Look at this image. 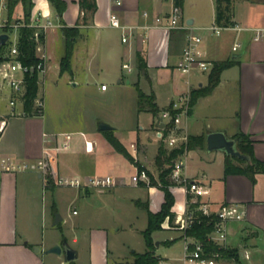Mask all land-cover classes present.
Returning a JSON list of instances; mask_svg holds the SVG:
<instances>
[{
  "label": "crops",
  "instance_id": "1",
  "mask_svg": "<svg viewBox=\"0 0 264 264\" xmlns=\"http://www.w3.org/2000/svg\"><path fill=\"white\" fill-rule=\"evenodd\" d=\"M33 1L35 7L32 18L40 17L41 23L51 22V27L44 30L41 43L37 45V56L44 58L46 63L44 85L50 72L57 69L61 78L67 77L69 84L83 88L91 100H102L101 103L109 108L116 104L119 109L118 112L114 110L103 115L96 114L87 126L61 130L49 128L47 121L42 118L45 115H22L25 107L19 102L16 115L8 118L7 128L0 134V157L11 155L32 163L47 159L49 175H52L55 186L47 189L45 176L33 170L0 176V264H52L54 258L60 260L61 264L66 262L61 259L64 253H48L52 247L61 245L57 237H50L46 233L45 223L49 220L50 208L53 213L50 226L62 229L63 225L68 224L76 233L73 244L78 245L83 240L89 242L90 264H108L111 251L106 224H93L97 220L85 217L70 225L69 218L62 216L55 225L59 210L57 201L49 204L41 198L45 190L56 191L58 187H67L58 185L55 179L78 178L84 182L96 177L115 179L116 185L111 188L68 187L77 189L74 200H80L84 208L89 205L92 207L94 203L96 205L93 207L98 208L96 201L99 199L108 205L110 198L115 196V189L131 187L143 189L137 195V205L149 203L151 211L156 213L161 210L165 202L164 192L158 187L148 186L144 181H135L137 167L115 150L104 134L106 131L99 130V124L105 122L115 127V130H111L115 137L148 173L159 179L156 157L161 145L158 137V130L162 128L160 119L165 125L163 113L181 97L191 98L192 91L209 84L208 72L207 80H204L195 74L199 71L183 74L177 69L189 32L203 37L204 49L212 61L235 60L236 63L224 70L219 86L211 95L200 98L192 112L190 106L185 122H182L185 114L181 116L178 122L180 132L189 136L223 131L230 137L244 133L254 141L256 158L264 161V41L254 40V30L264 29V0H232V25L219 35L211 30L216 24L217 0H185L181 8L182 22L190 29L153 28L147 32L139 28L131 44H124L122 30L110 25L112 14L116 13L125 26H143L152 23L155 17H168L175 7V0H124L121 7L115 6L114 0H95L97 9L93 14H88L86 24L83 22L85 13L80 0H62L66 8L61 17L51 0ZM144 13H148L149 18ZM23 14V8L19 5L17 20L23 21ZM67 27H76L79 32L75 40L72 72L61 74V61L66 54L64 28ZM19 37L15 40H19ZM236 44L240 45L238 51L233 50ZM138 55L143 60L142 71L138 65ZM127 60L133 66L130 73L123 68ZM103 84L108 85L107 90H102ZM138 88L146 94L155 95L159 116L149 111H139ZM134 90L137 92L136 101L132 100L129 111L132 113L127 116L124 111L129 106L125 95ZM220 100L223 105H231V114L225 109L222 111L235 121L234 128L228 130L226 126H220L212 130L213 126L209 123L208 132H192L198 121L192 122L189 117L196 115L203 104L213 106ZM120 106L123 108L120 109ZM9 113L7 99L1 100L0 118ZM212 117H220L219 111ZM130 119L133 124L128 123ZM87 142L93 143V151L87 150ZM46 148L59 150L47 151ZM192 155L199 158L202 168L194 174L185 168L184 175L189 179H198L209 187V195L203 197V201L210 205L211 210L216 211L225 204H238L246 211L243 222L231 225L229 237L230 243H234L236 238L239 240L241 264H264V173L257 174L255 181L245 175H226V155L209 152L207 147L187 153L186 162L193 158ZM141 182L146 186L141 185ZM171 191L176 197L173 211L176 219H179L187 210L188 196L180 186H172ZM96 194L98 197L94 199ZM94 210L98 212V209ZM73 214L78 216L79 212L74 210ZM40 225L42 233L39 235ZM178 230L169 229L168 222L164 224V231ZM178 234L164 241H184L185 253L186 239L182 233ZM64 241L70 243L67 236ZM157 242L160 244L157 254L162 258L161 264H166L169 258L159 254L164 243L160 240ZM36 248L40 250L36 251ZM74 250L79 258L83 251ZM183 257L179 259L180 263Z\"/></svg>",
  "mask_w": 264,
  "mask_h": 264
},
{
  "label": "built area",
  "instance_id": "2",
  "mask_svg": "<svg viewBox=\"0 0 264 264\" xmlns=\"http://www.w3.org/2000/svg\"><path fill=\"white\" fill-rule=\"evenodd\" d=\"M124 0H114V4L117 7H121ZM8 0H0V29L2 34L9 35V39L3 50H0V101L6 100L10 106V113L6 116L3 115L0 118V134H2L8 125V118L16 115V108L19 102L25 107V95L27 93V74L31 71H38V82L40 90L42 84L45 83L46 77V63L44 58L40 61L37 67H29L23 64L20 60L19 40L11 42V35L15 31L27 24L23 21L11 22L8 18ZM146 18H149L148 13H144ZM183 14L180 7L175 6L171 14L166 16L155 17L152 23H146L143 26H125L121 23L120 18L116 13L111 16L110 25L113 28L122 30V42L124 44H131L135 31L139 28L145 29L147 32L153 28H162L167 30H176L189 28L188 25H184L182 22ZM27 26L35 29L34 39L39 45L41 43V36L44 30L51 27V22L46 21L41 23L40 17L31 19V23ZM230 27V26H228ZM227 27L214 24L211 30L216 34H220L223 29ZM190 29V28H189ZM254 40L264 41V29L254 30ZM203 37L189 32L187 35L186 46L181 55L180 61L177 65V69L183 74H190L193 71H199L202 73H211L214 69L216 62L208 58L207 53L203 46ZM1 45V44H0ZM240 45L236 44L233 48L234 51H238ZM123 68L127 72L133 71L131 61L127 60L123 64ZM102 90H107L108 85L103 84ZM39 93L34 100V116H44L46 111V99L45 96ZM190 109V97H181L175 101L170 110L166 111L163 115L165 126L159 128V138L167 142V147L170 150L181 147L188 141V135L180 132L178 122L182 115H187ZM22 115H29L26 110L22 112ZM167 131V135H165ZM71 135H68L70 138ZM49 150H59V148H46ZM87 150L93 151V143L87 142ZM186 154L187 151L180 155L173 164V169L170 174V179L174 183V186L183 187L187 196V210L184 216L176 219L175 223L179 226V229L185 232L187 229L198 221L197 212H201L204 216H215L216 226L212 233L208 236V242L212 245H216L220 248H233L229 245V237L231 235V225L234 223L243 222L246 218V211L238 204H225L218 210H211L210 205L203 201V197L209 195V187L198 179H189L184 175L186 168ZM49 164L47 159H41L37 162L21 161L14 156H2L0 157V176L6 173H21L27 171H37L42 175H46L49 170ZM135 181H144L150 186L151 179L146 169L138 172L135 177ZM57 184L67 187H86L95 186L103 188H111L116 185L115 179L111 177H96L90 179L89 182H84L78 178H59ZM199 204L196 209H190L189 205ZM185 253L181 264H228L229 262H235L234 260L226 259L220 252L209 251L207 247L200 241H196L193 238L185 236Z\"/></svg>",
  "mask_w": 264,
  "mask_h": 264
},
{
  "label": "rangeland",
  "instance_id": "3",
  "mask_svg": "<svg viewBox=\"0 0 264 264\" xmlns=\"http://www.w3.org/2000/svg\"><path fill=\"white\" fill-rule=\"evenodd\" d=\"M17 19V17H16ZM15 21V20H14ZM13 22V21H12ZM2 29H0V35L2 34ZM19 35L18 30L13 32L11 35V42H13L16 37ZM196 75L200 76L202 79L207 80L208 73L196 72ZM44 87L46 90L45 99H46V113L45 117H42L47 121L48 127H57L61 130H69L75 129L78 126H87L91 118L95 117L96 114H105L106 112H113L114 110L118 112L117 105H112V107L105 106V104L101 103L102 100H91L85 93L83 88H78V86H73L69 84V80L67 77H60L57 69L52 70L49 74L46 85L41 86V92L44 93ZM135 91V90H134ZM137 92H127L125 97L127 100V105L129 109L124 111V113L128 114L127 116H131V102L134 99L136 101ZM225 105V104H224ZM222 103H216L215 105H206L203 104L196 115L189 117L192 122L195 120L198 121V124H195L196 128L192 130L195 134L197 132H208L207 125L211 123L212 130H216L220 126H226L228 130H231L235 126V121L227 117L224 111H228L231 114V105H225V108ZM172 106V105H171ZM171 106L166 110H170ZM123 106H120V109ZM222 109H225L222 111ZM19 111L21 109L19 108ZM165 111V112H166ZM219 111L220 117H212L215 115V112ZM128 112V113H127ZM164 112V113H165ZM163 113V115H164ZM130 114V115H129ZM187 115H184L182 118V122H185ZM213 119V120H212ZM129 124H133V121L127 120ZM210 127V128H211ZM164 143L167 147V142L161 139L160 144ZM208 151V149H207ZM190 151H187L189 153ZM222 153V152H221ZM193 158H190L186 163V169H189L191 174H194L199 168H202V163L196 155H192ZM144 168V167H143ZM158 175H159V171ZM217 172V170H216ZM48 172L45 175V179L47 180L49 177ZM57 181V179H55ZM139 191H143V189H136L131 187L126 188H117L115 189L114 195L108 201V205H106L105 201L99 199L96 201L99 207H91L89 205L88 208H84L83 203L80 200L75 201L74 198L77 194L76 188H68V187H58L56 191L45 190L44 195L41 197L44 198L45 202L57 201L58 203V211L61 217L65 216L67 219L69 218L70 225L75 223L80 218H87L88 220L95 219L97 220L95 223L100 222L101 224H106L107 228H109V247L111 253L109 254L108 264H130L135 260V252L139 254H144L147 252L148 247L146 240L143 235V231H145L148 227V214L143 206H139L136 204L138 200ZM96 196L93 198L96 199ZM94 209H98V212ZM49 220L45 223L46 233L50 237H57L61 244L65 241L66 236L69 239L68 245L77 250L83 251L79 258L74 261L75 264H90V245L89 242L81 241L80 244H73V238L76 235L74 231L71 230L69 225H63V228H53L50 226V218L53 220L52 209L50 208ZM77 210L79 212L78 216L73 214V211ZM98 213L99 216L96 214ZM97 217V218H96ZM51 220V221H52ZM53 222V221H52ZM40 231L39 235L42 233V227H39ZM176 229V228H175ZM177 230V229H176ZM182 233L183 237H185V232L182 230H178L176 232L172 231H158L153 235V239L155 243L160 240L161 243H164L160 249L159 254L162 256L169 258V261L166 264H181L179 259L183 257L184 253V241L180 239L174 240V242L168 246L167 243L171 241H164L171 236L176 237ZM233 236V235H232ZM182 237V236H181ZM235 242L230 243L231 247H239V240L236 238ZM241 242L244 243V240ZM157 248V245H156ZM54 262L52 264H61L60 260L54 258ZM61 259L66 261V256L63 254ZM64 264H72L69 262H65ZM161 264V263H160ZM228 264H237L236 262H229Z\"/></svg>",
  "mask_w": 264,
  "mask_h": 264
},
{
  "label": "trees",
  "instance_id": "4",
  "mask_svg": "<svg viewBox=\"0 0 264 264\" xmlns=\"http://www.w3.org/2000/svg\"><path fill=\"white\" fill-rule=\"evenodd\" d=\"M185 0H175V6L182 8ZM56 6L60 17L63 15L66 4L62 0H51ZM231 4L232 0H217V17L216 24L228 27L232 25L231 21ZM23 8V22L27 25L31 23L33 16V10L35 3L33 0H8V18L12 22L21 21L16 19V12L18 6ZM81 9L85 13L83 22L86 24L88 21V14H93L97 9L95 0H80ZM23 26L19 29V50L20 60L24 65L29 67H37L38 63L42 61L37 56V43L34 39L35 29L30 26ZM66 36V54L61 61V74L72 72V60L75 49V40L78 35V28H64ZM6 45H0V50ZM138 65L140 71L144 69L143 60L138 55ZM236 63L235 60H228L225 62L216 63L214 69L210 73L209 84L198 90H194L191 93L190 98V112L197 104L198 100L202 97L211 95L221 82V76L224 70L231 67ZM40 90L38 82V71H31L27 74V93L25 95V110L30 116H34V100L37 97ZM138 104L139 111H149L154 116H159L160 109L155 103L156 97L152 94H146L142 89L138 88ZM167 135V131L164 132ZM105 136L109 143L115 148V150L123 154L129 161H131L141 172L145 168L136 161V159L130 154L128 149L115 137L112 131H106ZM207 135H189L186 144H183L179 148L173 150L167 149L164 143L160 145L157 157L156 165L159 171V179L157 180L152 174L149 173L151 183L150 186L158 187L165 194V202L159 212H153L150 209L149 203H143L141 206L145 208L148 214V227L143 231L144 238L147 243L148 250L144 254L135 252V260L130 264H160L162 258L157 254L156 243L153 239L155 232L164 230V224L168 222L169 229H179L176 225V213L173 211V207L176 203V197L171 191V187L174 183L170 179V174L173 169L174 161L186 151H194L198 149H205L207 147L206 141ZM234 138L238 141V148L241 153L251 156V161L241 160L238 157L227 156L225 160V174L226 175H245L255 181V176L259 173H264V161H260L256 158L254 152V141L251 136L244 133H238ZM164 141V140H163ZM141 185L146 186L143 182ZM55 183L52 175H49L47 179V189L54 188ZM199 204L189 205L190 209H196ZM198 221L185 231V236L193 238L196 241L202 242L209 251L220 252L226 259L234 260L237 264H241V249L237 248H220L216 245H212L208 242V236L212 233L216 226L215 216L207 217L201 212H197ZM173 243V241L171 242ZM171 243H167L168 245ZM75 264V262H73Z\"/></svg>",
  "mask_w": 264,
  "mask_h": 264
},
{
  "label": "water",
  "instance_id": "5",
  "mask_svg": "<svg viewBox=\"0 0 264 264\" xmlns=\"http://www.w3.org/2000/svg\"><path fill=\"white\" fill-rule=\"evenodd\" d=\"M8 39H9L8 34L4 33L0 35V44L5 45ZM160 122L162 124L161 127L163 128L165 125L162 119H160ZM99 130L111 131V130H115V127H113L108 123L101 122L99 124ZM206 141H207V149L209 152H222L227 156H234V157H238L241 160H245L249 162L251 161V156L245 155L241 153V151L239 150L237 139L234 137H230L226 132L223 131L211 132L207 134ZM60 221H61V216L57 214L55 225H57ZM156 245L159 246L160 244L157 242ZM35 250L39 251L40 249L36 248ZM48 253L58 254V255L64 253L66 256V261L69 263L76 261L78 258L77 251L71 248L68 245L67 241H65L61 245H56L52 247L51 249L48 250Z\"/></svg>",
  "mask_w": 264,
  "mask_h": 264
}]
</instances>
